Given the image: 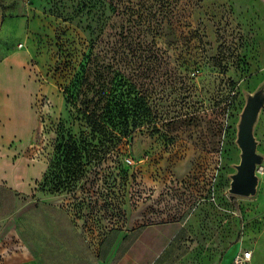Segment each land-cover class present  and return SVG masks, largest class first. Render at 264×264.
I'll use <instances>...</instances> for the list:
<instances>
[{
    "label": "rangeland",
    "instance_id": "obj_1",
    "mask_svg": "<svg viewBox=\"0 0 264 264\" xmlns=\"http://www.w3.org/2000/svg\"><path fill=\"white\" fill-rule=\"evenodd\" d=\"M58 1L0 0L4 29L30 52L18 86L0 71V264H221L264 216V0H184L178 43L159 39L168 63L147 77L148 117L116 131L121 158L96 159L75 188L53 191L61 130L86 128L65 87L90 38L74 2L62 17ZM251 106L255 190L235 194Z\"/></svg>",
    "mask_w": 264,
    "mask_h": 264
},
{
    "label": "trees",
    "instance_id": "obj_2",
    "mask_svg": "<svg viewBox=\"0 0 264 264\" xmlns=\"http://www.w3.org/2000/svg\"><path fill=\"white\" fill-rule=\"evenodd\" d=\"M71 1L74 17L87 21L90 38L77 60L79 71L65 92L86 128L79 133L61 130L45 180L53 191L75 188L96 159H107L114 151L121 158L116 131L130 134L138 121L146 120L153 95L147 77L160 73L168 63L160 54L159 39L178 43V32L184 24V0ZM62 3L58 1V13L63 17ZM177 71L171 76L185 85L182 71ZM225 95L222 93L220 100ZM116 174L129 176L123 168ZM233 205L241 212L236 198Z\"/></svg>",
    "mask_w": 264,
    "mask_h": 264
},
{
    "label": "crops",
    "instance_id": "obj_3",
    "mask_svg": "<svg viewBox=\"0 0 264 264\" xmlns=\"http://www.w3.org/2000/svg\"><path fill=\"white\" fill-rule=\"evenodd\" d=\"M9 16L0 8V71L6 74V81L11 86H18L22 79L13 81L12 76L25 69L30 52L23 45H19L24 44L23 41L15 43L17 37H13L8 29H4L6 18ZM243 248L252 251V256L246 264H264V216L249 224L242 238L224 250L221 264H233L234 255Z\"/></svg>",
    "mask_w": 264,
    "mask_h": 264
},
{
    "label": "water",
    "instance_id": "obj_4",
    "mask_svg": "<svg viewBox=\"0 0 264 264\" xmlns=\"http://www.w3.org/2000/svg\"><path fill=\"white\" fill-rule=\"evenodd\" d=\"M254 110L249 107L244 115L241 128V145L243 156L238 166V171L233 175L231 191L235 194H247L255 190L256 163V141L252 132Z\"/></svg>",
    "mask_w": 264,
    "mask_h": 264
},
{
    "label": "built area",
    "instance_id": "obj_5",
    "mask_svg": "<svg viewBox=\"0 0 264 264\" xmlns=\"http://www.w3.org/2000/svg\"><path fill=\"white\" fill-rule=\"evenodd\" d=\"M252 256V251L247 248L239 250L233 258V264H246Z\"/></svg>",
    "mask_w": 264,
    "mask_h": 264
}]
</instances>
